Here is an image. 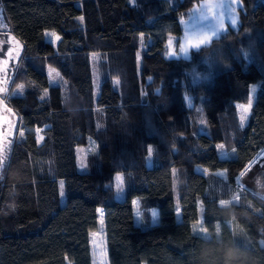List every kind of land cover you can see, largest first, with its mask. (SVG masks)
<instances>
[{"label":"trees","instance_id":"trees-1","mask_svg":"<svg viewBox=\"0 0 264 264\" xmlns=\"http://www.w3.org/2000/svg\"><path fill=\"white\" fill-rule=\"evenodd\" d=\"M200 1L0 0L23 44L13 81L24 90L6 102L26 129L0 165V264H92L100 208L110 264H190L174 188L196 264H264V194L240 185L264 150V0H241L237 26L170 56L169 39L178 47ZM49 65L61 76L56 107ZM254 83L242 125L238 102ZM90 138L82 171L78 146Z\"/></svg>","mask_w":264,"mask_h":264},{"label":"rangeland","instance_id":"rangeland-1","mask_svg":"<svg viewBox=\"0 0 264 264\" xmlns=\"http://www.w3.org/2000/svg\"><path fill=\"white\" fill-rule=\"evenodd\" d=\"M221 1L223 0H202L199 3H197L192 10L191 18H193L192 19L194 24L193 26L195 27L196 31L200 33L204 32L205 38H208L207 42L205 43L211 41L212 33L210 30L208 32H206V30L203 31L204 26L210 23L211 28L218 27L219 31L221 32L227 28L225 24L226 21L230 20V17L234 15L238 16L237 4L234 2V0H226V2L223 3L216 11L209 14L208 17H205L203 21L201 19L199 20L201 15L206 14L209 11V9H211L212 6L217 5ZM238 2L240 5L241 0H238ZM1 31H6L8 34H6V42H4L5 47L0 52V89H2V91H0V99L2 100L0 104V165L3 162L4 158L7 156V153H9V150H11V144H12L11 141L13 140L15 135L18 137H23L26 132L25 128H23L21 125H18V120H17L18 116L14 113V111L8 106L6 102V97L8 95L22 94L24 90L22 84H15L13 81L14 65L19 59L23 44L18 37L8 32V24L4 17L3 8L0 3V32ZM52 33H54L55 35H50ZM113 33L117 43L120 46H122L121 42L118 39L119 37L115 34V31ZM47 37L49 40H51L54 43H57L58 40L61 38L60 34L53 29L47 30ZM57 37H59V39H57ZM9 52H11L10 55ZM47 73L49 76L50 86L48 87L45 95L51 97L52 103L54 104L53 106L56 107L59 101V80L61 76L57 68L52 65L48 66ZM95 84L97 89L99 87L98 79H96ZM258 87H259L258 83L252 84L251 99L249 102H238L240 115L245 117L244 124H246L249 121L252 107L257 96ZM155 116H156V121L158 123L159 138L162 143V147L164 149L163 154L167 166V172L170 177V172H171L170 157L167 150H165L164 138L161 129L159 127L160 122L156 113ZM31 130L35 133L39 142H41L43 138L41 128L32 127ZM95 149H96V142L92 138L89 139V142L87 144L78 146V152H77L78 167L80 170L82 171L86 170V164H85L86 155ZM221 154H225V151L221 150ZM197 170L205 171L206 169L204 167L199 166ZM219 172L221 173L223 171L219 170ZM118 175L122 177L121 173H119ZM61 185L63 186L61 187ZM240 185H247L253 188L254 190L264 194V150L260 153L256 161L250 163V165L241 175ZM116 186H117V197L118 198L123 197L124 196L123 182L121 183L116 180ZM60 191L64 202V208L62 209L63 224L65 228H68L69 225L68 201L65 199V195H64L65 192H64L63 180L60 181ZM238 196H239L238 194L235 195L231 200L237 201ZM174 200H175L176 212L178 214V218L182 228L190 264H196L194 253L191 246L190 234L188 231L186 221L183 217V211L180 203L179 194L175 188H174ZM134 203L136 204V208H135L136 219L139 220L140 210L137 207L138 205L137 198L134 199ZM154 215H156V213H154ZM98 218H99L98 228L94 230L90 235L92 264H110L107 256V249L104 244L105 223H104V211L101 208L99 209Z\"/></svg>","mask_w":264,"mask_h":264},{"label":"crops","instance_id":"crops-1","mask_svg":"<svg viewBox=\"0 0 264 264\" xmlns=\"http://www.w3.org/2000/svg\"><path fill=\"white\" fill-rule=\"evenodd\" d=\"M226 0L221 1L220 3H218L215 6H212L211 9H209V11L204 14L201 15V17L199 18V20L201 19L203 21V19H205V17H208L209 14H211L212 12L216 11L223 3H225ZM234 2L237 4V7L239 6V2L238 0H234ZM193 18H191V15L185 19L183 21V25H184V32L180 37L179 40V45L178 47L176 46V38L172 37L169 39L168 41V54L170 56H185V57H189L190 56V52L192 49L198 48L195 45L199 44V42L201 40H204L205 36H204V32L200 33L198 31H196L195 27L193 26ZM231 23L235 26L238 25V16L234 15L232 17H230L229 21H226L225 26L227 27L228 24ZM201 25V24H199ZM203 26V25H202ZM208 32L209 30L212 33V39L214 37H217L221 32L219 31L218 27H210V23H208L206 26H204L203 31ZM206 44V43H203ZM203 44H200L203 45ZM199 46V47H200ZM94 231V230H93ZM91 231V233L93 232ZM90 233V235H91Z\"/></svg>","mask_w":264,"mask_h":264},{"label":"snow or ice","instance_id":"snow-or-ice-1","mask_svg":"<svg viewBox=\"0 0 264 264\" xmlns=\"http://www.w3.org/2000/svg\"><path fill=\"white\" fill-rule=\"evenodd\" d=\"M50 35H55L54 33H52V34H50ZM14 39V38H13ZM57 39H59V37H57ZM207 39L208 38H205V40H201L200 42H199V44H197V45H195L196 47H199L200 46V44H203V43H205V42H207ZM11 54V52H9V55ZM54 71V70H53ZM0 91H2V89H0ZM246 111V110H245ZM244 119H245V117L244 116H241V124L243 125V123H244ZM21 135H22V133H21ZM149 151H151V150H149ZM116 180L117 181H119V182H121L122 183V177L121 176H119V175H117L116 176ZM63 185H61V187H62ZM221 203H226V201H221Z\"/></svg>","mask_w":264,"mask_h":264},{"label":"flooded vegetation","instance_id":"flooded-vegetation-1","mask_svg":"<svg viewBox=\"0 0 264 264\" xmlns=\"http://www.w3.org/2000/svg\"><path fill=\"white\" fill-rule=\"evenodd\" d=\"M5 38H6V37H5L3 34L0 33V42H1V40H4ZM4 44H5V43L2 44V47H3V48L0 49V52L4 49V47H5Z\"/></svg>","mask_w":264,"mask_h":264},{"label":"water","instance_id":"water-1","mask_svg":"<svg viewBox=\"0 0 264 264\" xmlns=\"http://www.w3.org/2000/svg\"><path fill=\"white\" fill-rule=\"evenodd\" d=\"M5 37H6V35H4ZM4 42H6V38L4 39V40H1V42H0V49H2L3 47H2V44L4 43ZM1 99H0V104H1Z\"/></svg>","mask_w":264,"mask_h":264}]
</instances>
